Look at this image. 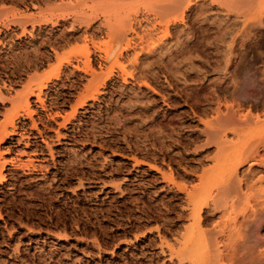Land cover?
Returning <instances> with one entry per match:
<instances>
[{"label": "rangeland", "instance_id": "obj_1", "mask_svg": "<svg viewBox=\"0 0 264 264\" xmlns=\"http://www.w3.org/2000/svg\"><path fill=\"white\" fill-rule=\"evenodd\" d=\"M230 1L0 0V132L46 85L0 264H264V0Z\"/></svg>", "mask_w": 264, "mask_h": 264}, {"label": "bare ground", "instance_id": "obj_2", "mask_svg": "<svg viewBox=\"0 0 264 264\" xmlns=\"http://www.w3.org/2000/svg\"><path fill=\"white\" fill-rule=\"evenodd\" d=\"M105 1V0H104ZM228 1H230V0H228ZM233 1H235L236 2V0H233ZM231 2V1H230ZM253 2V1H252ZM86 62H88L89 63V59H88V61H86ZM87 64V63H86ZM93 70V69H92ZM96 73V72H95ZM96 75V74H95ZM142 84V83H141ZM46 85H45V83L44 82H42V83H40V86L38 87V89H39V92L37 93L34 89L33 90H31L29 93H25V96H24V98L23 99H20V102H18L17 103V107H16V110L15 111H17V113H15V115L13 114L10 118H9V121L8 122H6L5 123V125H4V128L1 130V132H0V166H2L1 167V169H0V182H2L4 179H5V175L3 174V172H2V169H4L3 167H4V164H5V162H3L2 164H1V159L4 157L3 156V152H2V143H4L5 141H6V139H8V138H10L12 135H17L18 134V131H19V128L17 127V124H15V118H16V116L17 115H19L20 113H21V111L22 110H24L25 111V113H26V115L29 117V118H33V115L35 114V110H34V108L32 107V105H31V97L33 96V97H36V99H37V102L39 103V104H41V105H43L44 104V100H43V98H42V95H41V92H42V90H43V88L45 87ZM95 87V86H94ZM220 88H222V86H219ZM224 88V87H223ZM98 91V90H97ZM93 92V91H92ZM15 100V99H14ZM15 102V101H14ZM20 116V115H19ZM219 118H217V120H218ZM216 120V119H215ZM216 120V122H218ZM216 124H218V123H216ZM8 150V149H7ZM8 163V162H7ZM13 165H14V163H12ZM19 165V164H18ZM21 165V164H20ZM21 166H23V165H21ZM20 166V167H21ZM27 166H29V165H27ZM26 166V167H27ZM18 168H19V166H18ZM117 187V186H116ZM194 210H196V209H194ZM192 213H195L194 215V217H196L197 218V220H200L199 221V223L200 222H202V220H201V214H202V209L201 208H199L196 212H192ZM193 217V218H194ZM188 239H190V238H188ZM207 239V238H206ZM198 240V239H197ZM209 241V240H208ZM207 241V242H208ZM194 242H196V241H194ZM208 243H210V242H208ZM205 244V243H204ZM198 245V244H197ZM215 245V244H214ZM213 246V245H212ZM215 247H216V245H215ZM186 249V248H185ZM190 253H194L195 251H196V245L195 244H192V247H190L189 248V250H188ZM208 252L211 254V253H214L213 254V256H217L216 255V253H218V250H214L213 252H212V249L209 251L208 250ZM216 252V253H215ZM197 253V252H196ZM181 254H182V252H181ZM211 256H212V254H211ZM181 257V256H180ZM183 257V256H182ZM212 258V257H211Z\"/></svg>", "mask_w": 264, "mask_h": 264}]
</instances>
